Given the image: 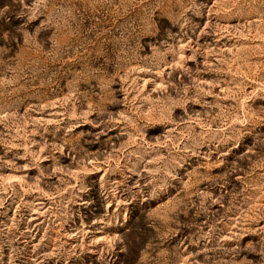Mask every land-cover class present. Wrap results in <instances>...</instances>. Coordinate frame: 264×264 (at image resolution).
<instances>
[{
	"label": "rangeland",
	"instance_id": "obj_1",
	"mask_svg": "<svg viewBox=\"0 0 264 264\" xmlns=\"http://www.w3.org/2000/svg\"><path fill=\"white\" fill-rule=\"evenodd\" d=\"M0 264H264V0H0Z\"/></svg>",
	"mask_w": 264,
	"mask_h": 264
}]
</instances>
